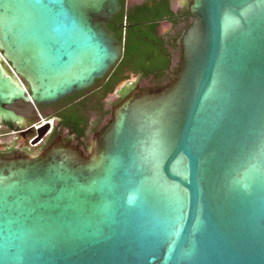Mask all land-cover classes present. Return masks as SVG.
I'll return each mask as SVG.
<instances>
[{
  "label": "water",
  "instance_id": "1",
  "mask_svg": "<svg viewBox=\"0 0 264 264\" xmlns=\"http://www.w3.org/2000/svg\"><path fill=\"white\" fill-rule=\"evenodd\" d=\"M121 10L0 0V127L29 126L17 102L56 105L102 80L133 27L113 22ZM189 10L173 80L116 105L90 152L59 138L0 158V264H264V0Z\"/></svg>",
  "mask_w": 264,
  "mask_h": 264
},
{
  "label": "trees",
  "instance_id": "2",
  "mask_svg": "<svg viewBox=\"0 0 264 264\" xmlns=\"http://www.w3.org/2000/svg\"><path fill=\"white\" fill-rule=\"evenodd\" d=\"M120 3L122 10L113 22L117 26L134 25L116 32L121 45V59L92 88L63 100L69 104L79 100L64 115L63 122L70 136L85 151L89 149V131L94 130L93 134H96L110 123L111 120L102 126L112 112L106 109L105 101L120 83L129 81L127 90L119 92L114 107L139 88L137 83H131L132 76L139 81H148L153 87L165 86L173 80L181 60V50L176 40L191 25L190 4L175 12L169 0H158L131 8L127 7L126 0H120ZM164 20L169 22L171 30L161 34L160 23ZM108 27L115 31L113 25L109 24ZM92 115L96 118L94 123Z\"/></svg>",
  "mask_w": 264,
  "mask_h": 264
},
{
  "label": "flooded vegetation",
  "instance_id": "3",
  "mask_svg": "<svg viewBox=\"0 0 264 264\" xmlns=\"http://www.w3.org/2000/svg\"><path fill=\"white\" fill-rule=\"evenodd\" d=\"M156 1L158 0H139L137 3L127 5V7L131 8L135 5H141L144 3L151 4ZM169 2L172 10L175 11L171 0H169ZM190 2L191 0H181L180 9L177 11L187 7ZM164 22L169 24L166 20L162 21L160 23V29ZM132 26L134 27V25ZM169 29L171 30V25ZM132 82L133 81H131V83ZM148 87H153V85L150 84L146 88ZM78 102L79 100H75L72 104H69L68 102H63L62 100L56 105L43 107H36L34 105L32 107L31 104L17 102L11 107V109L26 117L28 120L27 124L29 126L21 129L16 127L15 131H11L3 126L0 127V158L14 159L18 157L39 155L59 138L61 139L63 145H67L69 143L76 145L77 143L70 136L68 128L64 125L63 117L66 113H68L70 107ZM87 145L89 146L88 151L81 148L86 153L91 150V142L88 141Z\"/></svg>",
  "mask_w": 264,
  "mask_h": 264
},
{
  "label": "rangeland",
  "instance_id": "4",
  "mask_svg": "<svg viewBox=\"0 0 264 264\" xmlns=\"http://www.w3.org/2000/svg\"><path fill=\"white\" fill-rule=\"evenodd\" d=\"M138 1H139V0H127V5H131V4L137 3ZM180 3H181V0H173V8H174L175 11H177L178 9H180ZM188 5H189V4H188ZM169 28H170V25L164 22V23L161 25V29H160L161 34H166V33L170 32V29H169ZM165 32H166V33H165ZM135 78H136V79H134V81H133L132 83H134V84L137 83L140 87H143V88H144V85H145L146 87L150 85V83H149L148 81H144V80H143V82H142V81H139V80L137 79V77H135ZM128 84H129V83H127L126 86H124L123 88H121L118 92L111 94V95L107 98V100L105 101L106 109H108V110H112V109H113V107H114V103L118 100L119 92H120L121 90L126 91V90H127V86H128ZM31 106L33 107V104H31ZM91 119H92V122L94 123V122L96 121L95 115H92V118H91ZM111 119H112V115L108 116V117L106 118V120L102 123V126L105 125V124H106L109 120H111ZM93 133H95L94 130H90V131H89L87 142H88V141H89V142L92 141L93 136H94Z\"/></svg>",
  "mask_w": 264,
  "mask_h": 264
},
{
  "label": "built area",
  "instance_id": "5",
  "mask_svg": "<svg viewBox=\"0 0 264 264\" xmlns=\"http://www.w3.org/2000/svg\"><path fill=\"white\" fill-rule=\"evenodd\" d=\"M3 62H4V65L6 67V69L11 73V74H14L16 75L14 69L12 68L11 64L5 59L3 58ZM35 106V105H34Z\"/></svg>",
  "mask_w": 264,
  "mask_h": 264
}]
</instances>
